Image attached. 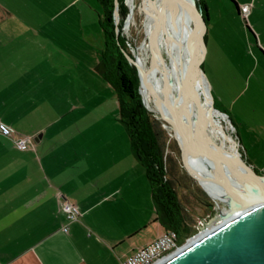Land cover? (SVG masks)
I'll return each mask as SVG.
<instances>
[{"label":"crops","instance_id":"crops-1","mask_svg":"<svg viewBox=\"0 0 264 264\" xmlns=\"http://www.w3.org/2000/svg\"><path fill=\"white\" fill-rule=\"evenodd\" d=\"M96 1L0 0V121L32 140L22 151L0 133V264H123L166 232L143 166L109 150L121 137L126 147L127 130L97 71L105 38L92 29L105 12ZM235 2L264 52V0ZM63 198L80 208L77 221L66 220Z\"/></svg>","mask_w":264,"mask_h":264},{"label":"rangeland","instance_id":"rangeland-1","mask_svg":"<svg viewBox=\"0 0 264 264\" xmlns=\"http://www.w3.org/2000/svg\"><path fill=\"white\" fill-rule=\"evenodd\" d=\"M203 1L206 5V0ZM207 1L211 7V11L209 10L210 16L207 17L206 21L207 39L209 37L207 41L206 60L209 61L208 66L210 70L208 69V71L210 72H206L205 74L209 79L214 104L216 103L219 108L227 110L231 117L230 119L226 114L227 119L224 120L223 123H218L214 120L217 126L210 121L207 131L212 140L215 139L217 143L221 144L227 139L220 133L219 128L223 129L231 134L237 142L242 159L249 161L254 166H256L255 164L264 165V73L262 68H258L254 73L256 69V67L254 68L256 62L255 56L264 59V52L257 46L256 38L251 29L247 26L245 20L240 16L236 3L232 0ZM126 2L128 4V0H126ZM196 2L199 3L200 0H193L194 10ZM135 3L136 8L130 24L126 25L124 22L122 28L119 27V31L117 32H121L127 39V45L131 53L134 47L139 48L138 55L144 64L150 67L151 59L148 49L150 35L148 33L147 20L141 12L140 0H136ZM96 5L97 7L101 6L97 1ZM161 14L162 13H160V15ZM195 15L197 19H199V17L201 18V14L196 10ZM162 18L161 15V19ZM215 27L216 31L214 29ZM202 29L204 30L203 25ZM92 32L97 42L100 43L104 40V32L99 22L95 24ZM100 35H102L101 38ZM101 46L102 45L95 43L96 50H99ZM211 51L212 54H210ZM88 53V55H90V49ZM162 55L168 66L169 57L164 52ZM202 63H204V58L202 59L201 64ZM250 73L251 75H249ZM180 77L182 78L181 74ZM106 83L108 84V82ZM111 89L112 97L110 104L111 109H113L118 105V100L114 89L112 87ZM162 89V87H158L159 92H161ZM142 99L143 103L144 101L146 102V105L144 104L145 107L154 115L160 119V115L167 117V115L156 107V103L150 94L148 98L142 97ZM120 124L122 125L121 121ZM120 129L123 130V125ZM126 138V147L122 145V137L117 138L115 148L113 143L110 145V152L117 155H134L128 132ZM173 138L174 137L170 135L167 162L174 177L182 183L183 189L180 190L179 196L183 204L187 207L186 217L192 227L189 234L181 236V246L200 236L203 231L200 227L204 220L209 221L215 214H219L223 210L226 211L228 206L225 202L218 201L209 196L205 189L198 183L197 177L190 171L189 167L184 162L182 150L178 142ZM229 149L232 151L230 146ZM136 161H138L137 158ZM138 175L139 171L137 169L136 176ZM196 185L201 186L204 193H201L202 197L199 201L193 193L196 191ZM137 200L140 203L141 211L148 212L146 209L147 196L137 195ZM209 204H212V206H209ZM150 233L152 234L153 230H150Z\"/></svg>","mask_w":264,"mask_h":264},{"label":"bare ground","instance_id":"bare-ground-1","mask_svg":"<svg viewBox=\"0 0 264 264\" xmlns=\"http://www.w3.org/2000/svg\"><path fill=\"white\" fill-rule=\"evenodd\" d=\"M129 5H135V2L130 0ZM150 8L156 15L162 13L163 18L161 19L159 33L160 49L162 54L164 52L169 57L168 78L172 91H176L178 81L181 78L180 74L188 73L189 75L195 69V76L192 79H198V91L201 93L200 100L194 99V90H189L187 81H183L180 86V103L175 121L176 128L184 136L192 139L198 146L206 148L216 161V163H213L210 159L195 154L187 145L180 143L184 162L209 196L227 204L230 201V196L227 194L225 186H231L244 192L248 182L246 175L249 168L244 164L237 142L231 134L219 128L220 133L227 138L219 144L215 139H211L207 131L210 121L215 125L214 120L223 123L227 116L214 108L210 84L202 73L198 54L200 42L197 41L198 32L203 31L201 18H196L193 0H151ZM147 28L150 37H152L154 26L148 19ZM153 48L154 51L155 47L153 46ZM138 57L139 65L147 74L148 84L162 96L165 107H162L160 111L168 116V108L173 107L174 102L172 91L169 92L163 87L157 64L151 61L150 67H147L139 55ZM191 57L193 58L191 59ZM198 64L200 66L196 70ZM158 87L163 88L161 92L158 91ZM141 91L144 97H149V92L145 87H142ZM154 101L156 103L157 99H154ZM229 146L232 151H230ZM222 213L227 215L228 209L223 210Z\"/></svg>","mask_w":264,"mask_h":264},{"label":"water","instance_id":"water-1","mask_svg":"<svg viewBox=\"0 0 264 264\" xmlns=\"http://www.w3.org/2000/svg\"><path fill=\"white\" fill-rule=\"evenodd\" d=\"M118 1L119 0H115L114 11L116 32L119 31L118 24L120 20ZM133 1L135 2V0ZM150 1L151 0H140L141 12L144 14L145 19H148L154 26V34L149 38V57L152 63L157 64L159 68V78L163 87L170 92L172 91V86L168 78L169 69L162 57L160 49L159 33L161 28V15L154 14L150 8ZM128 6L129 14L125 21L126 25H129L133 18L136 3L135 5ZM195 10L201 14V23L204 29H206V37L203 31H199L197 34V41L200 42L198 45V54L201 63L203 58L204 62L206 60L207 24L203 9L198 2L195 4ZM153 46L155 47L154 51ZM138 49V47H134L132 55L126 53V57L138 70L140 88L142 89V87H145L149 94L154 99H157L156 107L161 110L162 107H165L164 101L162 96L148 84L146 80L147 74L144 73L143 68L138 63ZM192 58L193 57H191V59ZM203 65L204 63L201 64L202 73L206 77ZM199 66L200 64L197 65L196 70L199 69ZM194 74L195 69L192 70L189 75L188 73L182 75V78L178 81L176 91H172L174 96L173 107L168 108L167 117L162 115H160V117L170 135L174 137L173 139L179 142L178 144H185L195 154L216 163L215 158L206 148L198 146L192 139L184 136L175 125L177 109L180 103L179 92L182 82L187 81V84L189 83V90H194V99H201V93L198 91V79H192L195 76ZM141 89L140 94L144 98ZM144 104L146 105L145 101ZM243 162L246 167L249 168L246 175L248 182L246 183L244 192L232 188L231 186H225L227 194L230 196V201L227 203V215H223L221 212L215 214L209 221L204 220L200 227L204 233L187 243L179 251L159 264H264V174L259 173L256 167L249 161L243 159ZM224 218L225 220L222 221Z\"/></svg>","mask_w":264,"mask_h":264},{"label":"trees","instance_id":"trees-1","mask_svg":"<svg viewBox=\"0 0 264 264\" xmlns=\"http://www.w3.org/2000/svg\"><path fill=\"white\" fill-rule=\"evenodd\" d=\"M99 1L105 12L102 22L105 43L97 71L116 93L120 121L126 127L135 157L146 171L152 196L157 205V221L166 232L175 231L181 238L184 234H189L192 227L187 221V207L179 196L180 190L183 189L182 183L174 177L167 162L170 147L169 132L164 122L143 103L138 70L126 57V53L132 55L127 45L128 41L121 32L116 33L113 18L115 0ZM232 1L236 3L235 0ZM118 2L119 27L122 28L129 14V6L126 0ZM199 3L207 21L208 14L204 1L200 0ZM203 33L206 37V29ZM214 106L230 117L227 110L219 108L216 103ZM196 186V191L193 193L199 201L203 189L199 185Z\"/></svg>","mask_w":264,"mask_h":264},{"label":"built area","instance_id":"built-area-1","mask_svg":"<svg viewBox=\"0 0 264 264\" xmlns=\"http://www.w3.org/2000/svg\"><path fill=\"white\" fill-rule=\"evenodd\" d=\"M244 16L249 11V6L242 7ZM0 133L9 137L14 146L22 151L28 150L31 147V138L24 135H19L13 128L0 121ZM61 210L65 214L68 222H74L81 216L80 208L63 198L60 200ZM68 226H64L63 231L68 232ZM181 238L175 231H167L157 240L152 242L147 247L141 248L128 257L123 264H159L175 254L185 245L180 246Z\"/></svg>","mask_w":264,"mask_h":264}]
</instances>
